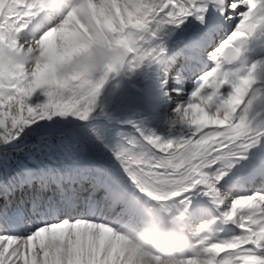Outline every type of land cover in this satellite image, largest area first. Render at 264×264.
Masks as SVG:
<instances>
[{
  "label": "snow or ice",
  "instance_id": "6c2138e0",
  "mask_svg": "<svg viewBox=\"0 0 264 264\" xmlns=\"http://www.w3.org/2000/svg\"><path fill=\"white\" fill-rule=\"evenodd\" d=\"M0 264H264V0H0Z\"/></svg>",
  "mask_w": 264,
  "mask_h": 264
},
{
  "label": "clouds",
  "instance_id": "9594fccd",
  "mask_svg": "<svg viewBox=\"0 0 264 264\" xmlns=\"http://www.w3.org/2000/svg\"><path fill=\"white\" fill-rule=\"evenodd\" d=\"M164 250L166 252L181 251L184 253L194 251V245L191 238L181 229L172 230L171 235L163 240Z\"/></svg>",
  "mask_w": 264,
  "mask_h": 264
}]
</instances>
